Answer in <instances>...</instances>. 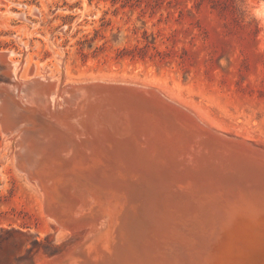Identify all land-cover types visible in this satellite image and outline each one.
Masks as SVG:
<instances>
[{
	"label": "bare ground",
	"instance_id": "1",
	"mask_svg": "<svg viewBox=\"0 0 264 264\" xmlns=\"http://www.w3.org/2000/svg\"><path fill=\"white\" fill-rule=\"evenodd\" d=\"M8 56L0 123L17 167L47 217L86 228L47 264H264V149L159 90L22 80Z\"/></svg>",
	"mask_w": 264,
	"mask_h": 264
},
{
	"label": "rangeland",
	"instance_id": "2",
	"mask_svg": "<svg viewBox=\"0 0 264 264\" xmlns=\"http://www.w3.org/2000/svg\"><path fill=\"white\" fill-rule=\"evenodd\" d=\"M126 51L133 59H117ZM0 53L22 80L159 90L214 131L264 149V0H0ZM9 72L0 61V92ZM16 151L0 123V264L52 263L86 228L47 217Z\"/></svg>",
	"mask_w": 264,
	"mask_h": 264
},
{
	"label": "trees",
	"instance_id": "3",
	"mask_svg": "<svg viewBox=\"0 0 264 264\" xmlns=\"http://www.w3.org/2000/svg\"><path fill=\"white\" fill-rule=\"evenodd\" d=\"M118 56H117V59H123L124 57H129L130 59H133V56L131 54L128 53V51H126L125 53H117Z\"/></svg>",
	"mask_w": 264,
	"mask_h": 264
},
{
	"label": "water",
	"instance_id": "4",
	"mask_svg": "<svg viewBox=\"0 0 264 264\" xmlns=\"http://www.w3.org/2000/svg\"><path fill=\"white\" fill-rule=\"evenodd\" d=\"M241 192V191H240Z\"/></svg>",
	"mask_w": 264,
	"mask_h": 264
}]
</instances>
